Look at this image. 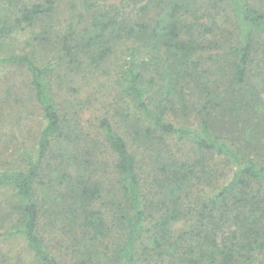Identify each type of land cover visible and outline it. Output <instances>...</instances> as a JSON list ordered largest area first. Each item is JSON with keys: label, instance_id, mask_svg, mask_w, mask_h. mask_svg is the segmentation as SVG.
<instances>
[{"label": "trees", "instance_id": "16d2710c", "mask_svg": "<svg viewBox=\"0 0 264 264\" xmlns=\"http://www.w3.org/2000/svg\"><path fill=\"white\" fill-rule=\"evenodd\" d=\"M116 2L0 0L54 51L0 57L43 119L0 146V264H264V0ZM99 71L118 127L60 98Z\"/></svg>", "mask_w": 264, "mask_h": 264}, {"label": "rangeland", "instance_id": "374dc122", "mask_svg": "<svg viewBox=\"0 0 264 264\" xmlns=\"http://www.w3.org/2000/svg\"><path fill=\"white\" fill-rule=\"evenodd\" d=\"M66 1L69 4L70 0H64V2ZM116 3H118V0ZM66 9L61 4L60 16L62 19H66V13H64ZM3 11L4 9H1L0 3V16H3ZM34 30L26 29L14 34L0 46V57L4 53L15 52L29 53L39 61L50 59L54 55L53 50L32 45ZM114 76L112 71L108 74L99 71L96 75L93 74V77L90 79H84L80 75L77 80L78 94L74 92H61V99H69L67 95L71 94V98H75L78 101L89 100L80 112L81 122L85 127L95 126L98 119L103 116L109 117L114 126L118 127L115 122L119 120L113 117L112 108L119 103L120 89L114 84ZM18 117L21 119L17 124L16 119ZM42 124L43 119L40 110L34 103L28 101V88L24 74L16 68L0 66V146L1 144L12 146L16 140L11 138V135H15V138L17 140L20 139V141L25 137L27 144L32 145L34 142L33 138ZM182 144L174 145L173 149L182 148L183 152H187L189 147ZM106 160L107 162L112 161V156L107 155ZM42 221V231L45 233L46 240L50 239L55 243L56 236L54 234L57 230L54 228L51 230V233L47 220Z\"/></svg>", "mask_w": 264, "mask_h": 264}]
</instances>
